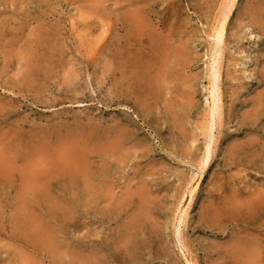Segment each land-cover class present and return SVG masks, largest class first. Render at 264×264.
Listing matches in <instances>:
<instances>
[{"label":"rangeland","instance_id":"1","mask_svg":"<svg viewBox=\"0 0 264 264\" xmlns=\"http://www.w3.org/2000/svg\"><path fill=\"white\" fill-rule=\"evenodd\" d=\"M116 1L0 0V22H2L0 23V159L5 163L3 164L0 160V170L4 168L0 171V264H26L28 261L30 263V260L32 262L35 260L37 264H55L53 258L47 253L38 247L28 245L30 225H38L44 221L49 222L50 227H60L61 231H59L64 233L62 239H66L69 243L68 249H72V245L75 244L78 246L81 256L74 257L67 254L63 264H187L186 259L192 258L198 264H236L237 262L242 264L243 261L241 262V259L237 257L235 259L231 253L234 247L232 245L238 240L241 242L246 239L249 232L247 220L245 221L247 217H237L230 211L222 210L218 197L232 195L235 192L247 196L257 194L260 189L264 191V33H262L264 23L258 26L251 24L253 12L249 15L250 8L258 6L259 3L264 5V0H239L238 9L229 21L222 86L227 92H224V122L222 126L218 124L214 130L216 151L203 173L198 166L206 144L202 127L212 102L209 87L210 68L213 61L209 33L220 8L219 1L208 0L203 3L202 0H151L156 10L150 21L154 27L156 26L153 27V38L168 40L172 48L180 45H186L187 48L183 51L184 53L175 51L168 54L170 58H162L164 62L158 63L159 67L166 63L174 71L171 74L161 72L162 83L166 84L163 86L164 89L162 88L157 99L149 100L144 104L141 103L137 94L140 86L134 82V78L140 75L139 71L146 69V65L153 66L156 63L158 53L154 52L144 30V34L141 29L137 31L125 15L127 13L129 15L130 12L133 16H135L134 12L141 13L140 20L144 21L143 9L150 0H118L120 1H117L118 3ZM140 2L142 3L138 4ZM169 4H174L171 5L173 8ZM130 6L134 7L130 8ZM86 10H89L88 14ZM99 11L101 13H98ZM172 13H176L174 18L171 17ZM96 15L99 19L95 17ZM166 17L169 21L165 20ZM100 20L104 26L107 23L105 29L101 27ZM169 23L171 26L168 25ZM102 29L104 31L107 29V35V31L103 34ZM165 32L170 33L171 37ZM116 51L129 52L134 59L129 61L121 58L120 62L116 63ZM174 57L177 58L174 59ZM174 113L178 116L179 122L173 119ZM112 145L115 151H112ZM116 147H120V150ZM133 150L134 155L131 153ZM15 157L16 159H13ZM101 158L105 159L101 162ZM23 162H28V169L30 163L31 167L32 165L34 167H32V174L28 173L29 176L26 171L25 173L22 171L25 168H23ZM104 168L107 171V178L100 175V171ZM6 170L12 171L15 177L9 171L7 174ZM88 173L90 178H93L89 179ZM4 174H6L5 177ZM26 176L30 182L33 179L31 186L29 181L24 184L27 180ZM82 178H84L83 181ZM91 184L93 186H89ZM140 185L143 190L139 188ZM185 185L187 188L198 189L187 224L182 223L178 230V228L175 229L176 209L183 192L187 189ZM221 186L224 188L221 189ZM98 187H104V192L101 191L100 194ZM88 188H91V194L86 190ZM136 188L140 189L138 194L136 191L132 192ZM121 189H123L122 192ZM77 193L78 195H75ZM85 198L88 199L89 204ZM118 199L121 202H118ZM188 204L189 201H186L185 206ZM144 205L149 209L146 210ZM60 208L74 209L73 215H70L72 218L56 215ZM139 212L143 213V218L139 216ZM133 214L135 217H132ZM260 220L262 221V218ZM255 222L260 221L257 219ZM126 231H130L131 234L129 238L127 236V241L123 236ZM178 234L187 238L190 251L182 249ZM260 237V243L264 245V230ZM23 249L26 251L21 252ZM71 251L69 250V253ZM28 254L32 257L31 259L28 257L29 260L26 258ZM22 259L27 262L24 263ZM254 263L263 264L264 261Z\"/></svg>","mask_w":264,"mask_h":264},{"label":"bare ground","instance_id":"2","mask_svg":"<svg viewBox=\"0 0 264 264\" xmlns=\"http://www.w3.org/2000/svg\"><path fill=\"white\" fill-rule=\"evenodd\" d=\"M21 1V0H20ZM108 1H110V0H108ZM118 1V0H117ZM116 1V2H117ZM167 1V0H166ZM174 1V0H173ZM208 0H202V2L203 3H205V2H207ZM219 1V3H220V8H219V11L217 12V14L215 15V23L213 24V26L211 27V31H210V33H209V36L211 37V42H210V52H211V55H212V61L213 62H211L212 64H211V68H210V71H211V73H210V87H209V89H210V94H211V96H212V102H211V104H210V110H209V112H208V116H207V119H206V122L205 123H203L204 124V126L202 127V133L204 134V137H205V142H206V144H205V148H204V153H203V156H202V158L200 159V161H199V163H198V166L201 168V172L203 173L204 172V170L209 166V164H210V162H211V160H212V158H213V155H214V153H215V151H216V149H215V147H214V144H215V138H214V130L218 127V124L220 125L221 124V126L223 125V122H224V115H225V109H224V107H225V104H224V89H223V81H224V69H225V65H224V62H225V55H226V49H227V39H228V36H229V29H228V24H229V21H230V19H231V17H232V15H233V13L238 9V7H237V5H238V3H239V0H217V2ZM245 1V0H244ZM24 2V1H23ZM118 2H120V1H118ZM117 2V3H118ZM258 2V1H257ZM29 3V2H28ZM40 3V2H39ZM122 3V2H121ZM142 2H140V3H138V4H141ZM144 3V2H143ZM163 3H165V2H163ZM175 3V2H174ZM211 3V2H210ZM244 3H246V2H244ZM252 4V3H251ZM35 5V4H34ZM120 5V4H119ZM170 5V4H169ZM171 5H174V4H171ZM170 5V6H171ZM183 5V4H182ZM255 5V4H254ZM28 6V5H27ZM33 6V5H32ZM123 6V5H122ZM127 6V5H126ZM154 4H152V2H151V0L150 1H148L147 2V4L145 5V8L143 9L144 10V15H143V17H144V21L143 20H140V18H141V13H139V14H137L136 12H134V14H135V16H133V15H131V12H130V14L128 15V13L125 15V18L126 19H128V21L130 22V24L132 25V26H135V29L138 31V30H142V33H143V30H144V32H145V34H146V36H148V41L150 40V43H151V45H152V47H153V49H154V52H156V53H158V56L156 57V63H154L153 64V66L152 65H146L145 66V68L146 69H144V70H142V71H139L140 72V75H138V77H136V78H134V82L136 83L137 82V84L140 86L139 87V89H138V91H137V94L139 95V98H140V101H141V103L142 104H144V103H146L147 101H149V100H153V99H157V97L161 94V91H162V88H163V86H164V84H165V82H164V84L162 83V78H161V72H166L167 74H171V73H173V71H174V69L172 68V67H168L167 65H166V63L165 64H163L162 66H160L159 67V64L158 63H160V61L161 62H164L163 60L164 59H162V58H166V57H169V55L168 54H170V53H172V52H182V53H184L183 51H186V48H187V46L186 45H180L179 47H177V48H172V46L171 45H169V43H168V40L167 41H163V40H159L158 38V36H161L160 34H158V38H157V40L156 39H154L153 38V34H152V32H153V25L151 24V18L154 16V13H156V10H155V8H154ZM162 6V5H161ZM165 6V5H164ZM177 7H178V4L176 5ZM249 6V5H248ZM264 5L263 4H261V3H259V5L258 6H255V7H252V9L250 8V11L251 12H249V15H252V12H253V16H251V24H253V25H262L263 23H264V14H263V7ZM132 6H130V8H131ZM134 7V6H133ZM132 7V8H133ZM172 7V6H171ZM170 7V8H171ZM205 7V6H204ZM241 7V6H240ZM22 8V7H21ZM48 8V7H47ZM51 8V7H50ZM161 8V7H160ZM165 8V7H164ZM173 8V7H172ZM179 8V7H178ZM183 8V7H182ZM213 8V7H212ZM217 8V7H216ZM242 8H244V7H242ZM247 8V7H246ZM53 9V8H52ZM51 9V10H52ZM136 9V8H135ZM135 9H133V10H135ZM177 9V8H176ZM249 9V8H248ZM23 10V9H22ZM44 10V9H43ZM54 10V9H53ZM162 10V9H161ZM166 10V9H165ZM171 10V9H170ZM178 10V9H177ZM176 10V11H177ZM217 10V9H216ZM24 11V10H23ZM81 11H83L84 12V10H82L81 9ZM105 11V10H104ZM127 11V10H126ZM167 11V10H166ZM169 11V10H168ZM167 11V12H168ZM175 11V12H176ZM54 12V11H53ZM86 14H88V12H89V10H86ZM91 12V11H90ZM140 12V11H139ZM172 12H173V10H172ZM180 12V11H179ZM246 12V11H245ZM98 13H101L100 11L98 12ZM204 13V12H203ZM248 13V12H247ZM2 14V13H1ZM12 14H14V13H12ZM82 14V13H81ZM91 14V13H90ZM93 14V13H92ZM133 14V13H132ZM177 14H179L178 12H177ZM208 14V13H207ZM53 15V14H52ZM180 15H181V13H180ZM188 15V14H187ZM15 16V15H14ZM82 16V15H81ZM90 16V15H89ZM94 16V15H93ZM176 16V13H172L171 14V17L172 18H174ZM1 17V16H0ZM86 17H88V15L86 16ZM91 17H92V15H91ZM96 18H98L97 17V15L95 16ZM170 17V16H169ZM13 18V17H12ZM94 18V17H93ZM92 18V19H93ZM167 18V17H166ZM180 18H181V16H180ZM43 19V18H42ZM41 19V20H42ZM48 19V18H47ZM47 19H45V20H47ZM83 19H84V17H83ZM99 19V18H98ZM97 19V20H98ZM107 19V18H106ZM165 20H168L169 21V19L167 18V19H165ZM175 20V19H174ZM173 20V21H174ZM182 20V19H181ZM110 21H111V19H110ZM172 21V22H173ZM178 21V20H177ZM19 22V21H18ZM44 22V21H43ZM53 22V21H52ZM96 22H98V21H96ZM100 22H102V20H100ZM121 22V21H120ZM160 22V21H159ZM165 22V21H164ZM171 22V21H170ZM247 22V21H246ZM0 23H2V22H0ZM21 23V22H20ZM28 23V22H27ZM85 23V22H84ZM84 23H83V26H84ZM92 23V22H91ZM178 23V22H177ZM105 24V23H104ZM107 24V23H106ZM105 24V26L103 25V22H102V26L101 27H106L107 25ZM172 24V23H171ZM189 24V23H188ZM243 24V23H242ZM41 25V24H40ZM87 25H90V24H87ZM87 25H86V27H87ZM158 25V24H157ZM164 25V24H163ZM169 26H171L170 25V23L168 24ZM177 25V24H176ZM3 26V25H2ZM7 26V25H6ZM42 26V25H41ZM180 26V25H179ZM189 26V25H188ZM37 27H39V26H37ZM60 27V26H59ZM109 27H110V25H109ZM156 27V26H155ZM154 27V28H155ZM158 27V26H157ZM173 28H174V26H172ZM249 27V26H248ZM263 27H264V25H263ZM73 28H75L74 26H73ZM134 28V27H133ZM132 28V29H133ZM171 28V27H170ZM193 28H194V26H193ZM234 28V27H233ZM59 29V28H58ZM88 29V28H87ZM105 29V28H104ZM161 29V28H160ZM175 29H176V27H175ZM184 29V28H183ZM235 29V28H234ZM100 30H101V28H100ZM103 30V29H102ZM164 29H162V31H163ZM167 30V29H166ZM250 30V29H249ZM263 31H264V28L262 29ZM78 31V30H77ZM105 31H107V29L105 30ZM104 30L102 31L103 32V34H105L104 32H105ZM161 31V30H160ZM251 31V30H250ZM12 32V31H11ZM36 32H37V30H36ZM43 32V31H42ZM135 33H136V31H134ZM156 32V31H155ZM159 32V31H158ZM169 32H170V30H169ZM172 32H173V29H172ZM190 32V31H189ZM207 32V31H206ZM256 32V31H255ZM38 33V32H37ZM77 33V32H76ZM79 33V32H78ZM107 33H108V31L106 32V35H107ZM165 33H167V32H165ZM251 33V32H250ZM262 33H264V32H262ZM7 34V33H6ZM35 34V33H34ZM139 34V33H138ZM138 34H137V36H138ZM144 34V33H143ZM163 34V33H162ZM167 34H170V33H167ZM1 35V34H0ZM4 35V34H3ZM47 35H48V33H47ZM89 35V34H88ZM141 35V34H140ZM199 35V34H198ZM197 35V36H198ZM236 35H238L237 33H236ZM40 36V35H39ZM41 36H42V33H41ZM54 36V35H53ZM82 35H80V37H81ZM91 36H92V34H91ZM96 36V35H95ZM166 37H167V35H165ZM2 37V36H1ZM80 37H78L79 39H80ZM104 37H105V35H104ZM142 37V36H141ZM169 37V36H168ZM167 37V38H168ZM170 37H171V34H170ZM192 37V36H191ZM194 37V36H193ZM254 37V36H253ZM40 38H42V37H40ZM91 38V37H90ZM99 38H100V36H99ZM190 38V37H189ZM43 39V38H42ZM54 39V38H53ZM87 39V38H86ZM161 39H163V38H161ZM171 39H173V38H171ZM3 40V39H2ZM30 40V39H29ZM32 40H34V39H32ZM56 40V39H55ZM90 40V39H89ZM93 40V39H92ZM197 40V39H196ZM40 41V40H39ZM43 41V40H42ZM80 41V40H79ZM83 41V40H82ZM99 41V40H98ZM175 41V40H174ZM100 43H101V41H99ZM129 42V41H128ZM189 42V41H188ZM90 43V42H89ZM175 43V42H174ZM203 43V42H202ZM235 43V42H234ZM45 44V43H44ZM49 44V43H48ZM54 44V43H53ZM184 44H186V43H184ZM253 44V43H252ZM33 45V44H32ZM36 45H37V43H36ZM90 45H92L91 43H90ZM178 45V44H177ZM257 45V44H256ZM30 46V45H29ZM97 46H99V45H97ZM248 46H249V44H248ZM32 47V46H31ZM95 47H96V45H95ZM27 48V47H26ZM142 48V47H141ZM150 48V47H149ZM92 49V48H91ZM24 50H25V48H24ZM30 50V49H29ZM31 50H33V49H31ZM30 50V51H31ZM55 50V49H54ZM90 50V49H89ZM112 50V49H111ZM199 50V49H198ZM232 51V50H231ZM20 52H22V51H20ZM236 52V51H235ZM246 52V51H245ZM17 53V52H16ZM24 53V55H25V52H23ZM27 53V52H26ZM250 53V52H249ZM20 54V53H19ZM90 54V53H89ZM92 54V53H91ZM116 58H117V60H116V63H119L120 62V59L122 58H124V59H126V60H129V61H132L134 58H132V55H130L131 53H129V52H119V51H116ZM160 54V55H159ZM199 54V53H198ZM240 54V53H239ZM238 54V55H239ZM29 52H28V54H27V57L29 58ZM87 55V54H86ZM152 55V54H151ZM182 55V54H181ZM184 55V54H183ZM195 55V54H194ZM241 55V54H240ZM23 56V55H22ZM21 56V57H22ZM39 56V55H38ZM176 56H177V54H176ZM235 56V55H234ZM7 57V56H6ZM139 57H140V55H139ZM248 57V56H247ZM35 58V57H34ZM170 58V57H169ZM175 58H177V57H174V59ZM198 58V57H197ZM26 59V58H25ZM24 59V60H25ZM45 59V58H44ZM43 59V60H44ZM247 59V58H246ZM258 59V58H257ZM30 60V59H29ZM153 60V59H152ZM167 60V59H166ZM177 60V59H176ZM238 60V59H237ZM18 61V60H17ZM173 61V60H172ZM178 61V60H177ZM26 62V61H25ZM24 62V63H25ZM31 62V61H30ZM143 62V61H142ZM256 62V61H255ZM10 63V62H9ZM23 63V64H24ZM27 63H29V62H27ZM43 63V62H42ZM88 63V62H87ZM194 63V62H193ZM5 64V63H4ZM20 64H22L21 63V61H20ZM171 64H172V62H171ZM29 65V64H28ZM179 65V64H178ZM192 65V64H191ZM5 66H7V65H5ZM119 66V65H118ZM128 66V65H127ZM158 66V67H157ZM173 66V65H172ZM249 66V65H248ZM20 67V66H19ZM25 67V66H24ZM24 67H23V69H24ZM27 67V66H26ZM175 67V66H174ZM179 67V66H178ZM3 68V67H2ZM16 68V67H15ZM21 68V67H20ZM64 68V67H63ZM70 68H71V66H70ZM209 68V67H208ZM88 69V68H87ZM263 69H264V67H263ZM24 70H26V69H24ZM23 70V71H24ZM21 71V70H20ZM82 71V70H81ZM128 71H129V68H128ZM144 71H148V72H144ZM175 71H176V67H175ZM178 71V70H177ZM22 72V71H21ZM20 72V73H21ZM133 72V71H132ZM153 72V73H152ZM163 72V73H164ZM195 72V71H194ZM245 72H246V69H245ZM256 72V71H255ZM33 73V72H32ZM67 73V72H66ZM131 73V72H130ZM165 73V74H166ZM175 73V72H174ZM243 73H244V71H243ZM252 73H254V72H252ZM251 73V74H252ZM13 74H15V73H13ZM76 74V73H75ZM183 74V73H182ZM239 74V73H238ZM1 75V74H0ZM24 75V74H23ZM68 75V74H67ZM173 75V74H172ZM171 75V76H172ZM177 75V74H176ZM234 75V74H233ZM18 76V75H17ZM16 76V77H17ZM19 76H22V75H19ZM46 76V75H45ZM75 76V75H74ZM100 77H102V75H100ZM164 77V76H163ZM169 77V76H168ZM244 77V76H243ZM263 77H264V73H263ZM13 78H15V77H13ZM22 78V77H21ZM202 78V77H201ZM11 79H12V77H11ZM34 79V78H33ZM49 79V78H48ZM185 79V78H184ZM198 79H200V78H198ZM6 80H7V77H6ZM15 80V79H14ZM20 80V79H19ZM65 80V79H64ZM68 80V79H67ZM76 80H77V77H76ZM120 80V79H119ZM125 80V79H124ZM22 81V80H21ZM21 81H19V83L21 82ZM80 81H82L81 79H80ZM98 81V80H97ZM167 81V80H166ZM204 81V80H203ZM63 82V81H62ZM71 82V81H70ZM133 82V84H135ZM22 83V82H21ZM32 83V82H31ZM75 83V81L73 82V84ZM102 83V82H101ZM239 83V82H238ZM64 84V83H63ZM71 84V83H70ZM174 84V83H173ZM42 85V84H41ZM166 85V84H165ZM237 85V84H236ZM75 86V85H74ZM129 86H130V84H129ZM170 86V85H169ZM188 86V85H187ZM122 88V87H121ZM170 88V87H169ZM242 88V87H241ZM123 89V88H122ZM164 89V88H163ZM238 89V88H237ZM229 90V89H228ZM236 90V89H235ZM169 91V90H168ZM237 91V90H236ZM209 92V91H208ZM233 92V91H232ZM261 92H262V90H261ZM20 93V92H19ZM124 93V92H123ZM171 93V92H170ZM225 93H227V92H225ZM230 93V92H229ZM249 93H250V91H249ZM260 93V92H259ZM109 94V93H108ZM136 94V95H137ZM236 94H237V92H236ZM239 94V93H238ZM257 94V93H256ZM196 96V95H195ZM254 96V95H253ZM260 96H261V94H260ZM259 96V97H260ZM232 98V97H231ZM234 98V97H233ZM190 100V99H189ZM201 100V99H200ZM232 100V99H231ZM254 100V99H253ZM261 100V99H260ZM165 101V100H164ZM185 101V100H184ZM259 101V100H258ZM258 101H256V102H258ZM244 102V101H243ZM156 103V102H155ZM187 103V102H186ZM192 103V102H191ZM254 104V103H253ZM252 104V105H253ZM163 105V104H162ZM168 105V104H167ZM171 105V104H170ZM195 105V104H194ZM251 105V106H252ZM263 105V104H262ZM244 106V105H243ZM255 106V105H254ZM150 107V106H149ZM181 107H183L182 105H181ZM248 108V107H247ZM246 108V109H247ZM254 108V107H253ZM258 108V107H257ZM257 108H255V109H257ZM154 109V108H153ZM250 109V108H249ZM254 109V110H255ZM158 110V109H157ZM181 111V110H180ZM247 111H248V109H247ZM190 112V111H189ZM191 112H193V111H191ZM170 113V112H169ZM230 113V112H229ZM250 113V112H249ZM146 114V113H145ZM144 114V115H145ZM150 114V113H149ZM160 114V113H159ZM235 114V113H234ZM256 114V113H255ZM135 115V114H134ZM143 115V116H144ZM174 115H175V113H174ZM201 115V114H200ZM252 115H254V114H252ZM198 116V115H197ZM257 116V115H256ZM152 118V117H151ZM242 118V117H241ZM258 118V117H257ZM116 119V118H115ZM173 119L176 121V122H179L180 120H178V116L177 115H175L174 117H173ZM256 119V118H255ZM257 120V119H256ZM25 121V120H24ZM157 121V120H156ZM161 121V120H160ZM191 121V120H190ZM194 121H195V119H194ZM193 122V121H192ZM198 122V121H197ZM200 124V123H199ZM51 125V124H50ZM62 125V124H61ZM93 125V124H92ZM96 125V124H95ZM194 125V124H193ZM86 126V125H85ZM111 126H112V124H111ZM167 126H168V124H167ZM195 126V125H194ZM202 126V125H201ZM65 127V126H64ZM126 127H128L127 125H126ZM166 127V126H165ZM164 127V128H165ZM87 128V127H86ZM196 128V127H195ZM118 129V128H117ZM42 130V129H41ZM74 131V130H73ZM250 131V130H249ZM253 131V130H252ZM251 132V131H250ZM158 133V132H157ZM11 134V133H10ZM251 134V133H250ZM23 136V135H22ZM75 136V135H74ZM260 136V135H259ZM253 138H254V136H252ZM252 138V139H253ZM60 139H62L61 137H60ZM73 139V138H72ZM106 139V138H105ZM116 139H118V138H116ZM115 139V140H116ZM219 139V138H218ZM217 140V139H216ZM122 141V140H121ZM197 141V140H196ZM97 142V141H96ZM170 142V141H169ZM53 143V142H52ZM71 143H72V141H71ZM167 143V142H166ZM32 144V143H31ZM41 144H42V142H41ZM64 144V143H63ZM103 144V143H102ZM111 144H113V143H111ZM115 144H117L118 145V143H115ZM188 144V143H187ZM35 145H36V143H35ZM49 145V144H48ZM79 145V144H78ZM77 145V146H78ZM84 145H86V144H84ZM100 145H101V143H100ZM104 145V144H103ZM108 145V144H107ZM107 145H106V147H107ZM136 145V144H135ZM173 145V144H172ZM38 146V145H37ZM46 146V145H45ZM64 146V145H63ZM82 146V145H81ZM95 146V145H94ZM121 146V145H120ZM126 146V145H125ZM199 146V145H198ZM36 147V146H35ZM49 147V146H48ZM99 147V146H98ZM123 147V146H122ZM230 147V146H229ZM232 147H234V146H232ZM45 148V147H44ZM57 148V147H56ZM59 148V147H58ZM64 148V147H63ZM63 148H60V149H63ZM90 148V147H89ZM116 148H120V147H116ZM124 148H126V147H124ZM128 148V147H127ZM134 148V147H133ZM235 148V147H234ZM31 149V148H30ZM82 149V148H81ZM109 149H110V147H109ZM114 149V146L112 145V151H115V150H113ZM193 149V148H192ZM262 149V148H261ZM40 150V149H39ZM96 150V149H95ZM117 150V149H116ZM120 150V149H119ZM127 150V149H126ZM126 150H124V151H126ZM131 150H132V148H131ZM174 150V149H173ZM234 150V149H233ZM66 151V150H65ZM97 151V150H96ZM110 151V150H109ZM118 151V150H117ZM146 151V150H145ZM252 151H253V149H252ZM64 152V151H63ZM90 152H92V151H90ZM98 152V151H97ZM96 152V153H97ZM100 152V151H99ZM105 152V151H104ZM133 152H135L134 150L131 152V153H133ZM140 152V151H139ZM150 152V151H149ZM148 152V153H149ZM228 152V151H227ZM113 153V152H112ZM116 153V152H115ZM124 153V152H123ZM122 153V154H123ZM126 153H128V152H126ZM152 153V152H151ZM225 153V152H224ZM36 154V153H35ZM46 154V153H45ZM119 154V153H118ZM125 154V153H124ZM135 153H133V155H134ZM182 154H183V152H182ZM185 154V153H184ZM248 154V153H247ZM258 154V153H257ZM48 155H50V154H48ZM47 155V156H48ZM53 155H55V154H53ZM62 155V154H61ZM104 155V154H103ZM120 155V154H119ZM130 155H132V154H130ZM186 155V154H185ZM17 156V155H16ZM39 156V155H38ZM66 156H67V154H66ZM66 156H65V158H66ZM70 156V155H69ZM88 156H89V154H88ZM101 156V155H100ZM106 156V155H105ZM114 156V155H113ZM115 156H116V154H115ZM123 156V155H122ZM138 156V155H137ZM11 157V156H10ZM46 157V156H45ZM50 157H52V156H50ZM61 157V156H60ZM97 157V156H96ZM104 157V156H103ZM127 157V156H126ZM125 157V158H126ZM136 157V156H135ZM226 157V156H225ZM38 158V157H37ZM43 158V157H42ZM54 158V157H53ZM99 158V157H98ZM137 158H139V157H137ZM229 158V157H228ZM13 159H16V157L15 158H13ZM55 159V158H54ZM73 159H74V157H73ZM103 159H105V158H103ZM102 158H101V162H102V160H103ZM117 159V158H116ZM115 159V160H116ZM120 159V158H119ZM119 159H118V161H119ZM132 159V158H131ZM0 160H2V159H0ZM6 160V159H5ZM10 160V159H9ZM48 160V159H47ZM63 160H65V159H63ZM110 160V159H109ZM108 160V161H109ZM114 160V159H113ZM150 160V159H149ZM155 160V159H154ZM230 160V159H229ZM3 161V160H2ZM7 161V160H6ZM13 161V163H14V160H12ZM28 161H30V160H28ZM41 161V160H40ZM46 161V160H45ZM49 161V160H48ZM51 161H52V159H51ZM71 162H72V160H70ZM106 161V160H105ZM123 160L121 159V162H122ZM126 161V160H125ZM228 161V160H227ZM11 162V161H10ZM34 162V161H33ZM54 162V161H53ZM66 162V161H65ZM74 162V161H73ZM85 162V161H84ZM99 162V161H98ZM113 162V161H112ZM154 162V161H153ZM3 164H5L4 163V161L2 162ZM24 163V162H23ZM26 164L28 163V162H25ZM24 163V164H25ZM42 163H44V162H42ZM68 163V162H67ZM87 163H89V161L87 162ZM86 163V164H87ZM100 163V162H99ZM197 163V162H196ZM0 164H1V161H0ZM2 164V165H3ZM10 164V163H9ZM18 164V163H17ZM19 164H21V163H19ZM24 164H22L23 165V168L25 167L26 168V164H25V166H24ZM33 164V163H32ZM60 164V163H59ZM81 164V163H80ZM90 164H93V163H90ZM108 164V163H107ZM107 164H106V167H107ZM118 164V162L116 163V165ZM138 164V163H137ZM150 164V163H149ZM38 165V164H37ZM40 165H41V162H40ZM45 165V164H44ZM63 165V164H62ZM61 165V166H62ZM74 165V164H73ZM78 165V164H77ZM97 165H99L98 163H97ZM102 165V164H101ZM105 165V164H104ZM103 165V166H104ZM111 165V164H110ZM112 165H113V163H112ZM127 165V164H126ZM148 165V164H147ZM160 165V164H159ZM232 165V164H231ZM12 166V165H11ZM14 166V165H13ZM30 167H29V169H28V164H27V170H30V171H27L25 168L24 169H22V171L25 173V171L27 172L26 174H28L29 172H30V174H32L31 173V171H32V169L34 168L33 167V165H32V167H31V163H30V165H29ZM34 166H36V165H34ZM45 166H47V164L45 165ZM64 166H66V165H64ZM80 166V165H79ZM88 166V165H87ZM91 166V165H90ZM129 166V165H128ZM6 167V166H5ZM8 167V166H7ZM19 167H20V165H19ZM19 167H17V171L19 170L18 168ZM22 167V166H21ZM85 167V166H84ZM112 167V166H111ZM110 167V168H111ZM157 167V166H156ZM160 167V166H159ZM2 168V167H1ZM9 168V167H8ZM70 168V167H69ZM69 168H67V169H69ZM74 168V167H73ZM97 168V167H96ZM101 168H103V167H101ZM115 168V167H114ZM124 168V167H123ZM137 168V167H136ZM139 168V167H138ZM141 168V167H140ZM139 168V169H140ZM4 169V168H3ZM2 169V170H3ZM20 169V170H21ZM41 169V168H40ZM79 169V168H78ZM90 168H88V170H89ZM120 169V168H119ZM125 169V168H124ZM148 169V168H147ZM2 170H0V171H2ZM42 170V169H41ZM57 170V169H56ZM63 170V169H62ZM64 170H65V167H64ZM87 170V171H88ZM134 170V169H133ZM137 170V169H136ZM5 171V170H4ZM10 172V174L12 175V171H10V170H6V172H7V174H9V172ZM39 171V170H38ZM52 171V170H51ZM93 171H95V170H93ZM98 171V170H97ZM100 171V170H99ZM139 171V170H138ZM142 171V170H141ZM249 171V170H248ZM6 172H4V173H6ZM19 172V171H18ZM21 172V171H20ZM22 172V174H24ZM40 172H42V171H40ZM57 172V171H56ZM59 172V171H58ZM65 172V171H64ZM82 172V171H81ZM85 172V171H84ZM83 172V173H84ZM110 172H112V170L110 171ZM123 172V171H122ZM159 172V171H158ZM233 172V171H232ZM245 172V171H244ZM243 172V173H244ZM34 173V172H33ZM54 173V172H53ZM132 173V172H131ZM141 173V172H140ZM147 173V172H146ZM240 173V172H239ZM254 173V172H253ZM30 174H28V176L30 175ZM52 174V173H51ZM51 174H50V176H51ZM82 174V173H81ZM107 171L105 170V168L104 169H102L101 171H100V175H102V177H104V178H107ZM129 174H130V172H129ZM231 174H233V173H231ZM249 174V173H248ZM256 174V173H255ZM1 175H2V172H1ZM35 175V174H34ZM34 175H32V176H34ZM58 175V174H57ZM73 175V174H72ZM89 175V173L87 174V177H89V179H91V178H93V177H91L90 178V175ZM131 175V174H130ZM134 175V174H133ZM136 175V174H135ZM140 175V174H139ZM143 175V174H142ZM149 175V174H148ZM151 175V174H150ZM154 175V174H153ZM196 175V174H195ZM194 175V176H195ZM219 175V174H218ZM234 175V174H233ZM3 176V175H2ZM6 176V174H4V177ZM12 176H14V173H13V175ZM24 176H25V174H24ZM28 176H26L27 178H25V179H27V180H25V183L24 184H26V182L27 181H29L28 180ZM32 176H31V178H32ZM41 176H42V174H41ZM43 176H44V173H43ZM55 176V175H54ZM53 176V177H54ZM79 176H80V174H79ZM83 176H84V174H83ZM113 176V175H112ZM125 176V175H124ZM143 176H145V175H143ZM157 176V175H156ZM197 176V175H196ZM225 176V175H224ZM15 177V176H14ZM119 177V176H118ZM129 177H131V176H129ZM141 177V176H140ZM151 177V176H150ZM188 177H190V176H188ZM201 177V176H200ZM217 177V176H216ZM30 178V179H31ZM37 178V177H36ZM40 178V177H39ZM51 178V177H50ZM126 178V177H125ZM195 178V177H194ZM193 178V179H194ZM220 178V177H219ZM238 178V177H237ZM243 178V176L241 177V179ZM245 178H250V177H247V176H245ZM252 178V177H251ZM78 179V178H77ZM83 179L84 178H82V181H83ZM111 179H113V178H111ZM115 179H117V178H115ZM121 179V178H120ZM134 179H135V177H134ZM146 179V178H145ZM144 179V180H145ZM221 179V178H220ZM45 180V179H44ZM99 180V179H98ZM102 180H103V178H102ZM107 180V179H106ZM140 179H138V181H139ZM160 180V179H159ZM191 180V179H190ZM233 180V179H232ZM248 180V179H247ZM36 181V180H35ZM46 181H47V179H46ZM45 181V182H46ZM100 181V180H99ZM111 181V180H110ZM123 181V180H122ZM143 181V180H142ZM146 181H148V179L146 180ZM230 181H231V179H230ZM23 182H24V179H23ZM31 182H33V179H32V181ZM30 181H29V185H30V183H31ZM44 182V181H43ZM73 182V181H72ZM86 182H88L87 180H86ZM85 182V183H86ZM109 182V181H108ZM141 182V181H140ZM145 182V181H144ZM181 182V181H180ZM213 182V181H212ZM217 182V181H216ZM255 182V181H254ZM261 182V181H260ZM100 183V182H99ZM106 184H107V182H105ZM111 183H112V181H111ZM118 183V182H117ZM126 183V182H125ZM124 183V184H125ZM137 183V182H136ZM182 183V182H181ZM180 183V184H181ZM192 182H190V184H191ZM242 183V182H241ZM87 184V183H86ZM110 184V183H109ZM108 184V185H109ZM120 184V183H119ZM127 184V183H126ZM132 184V183H131ZM135 184V183H134ZM142 184V183H141ZM159 184V183H158ZM211 184V183H210ZM234 184V183H233ZM243 184V183H242ZM32 185H34L33 183H32ZM99 185H103V184H99ZM105 185V184H104ZM121 185H123V184H121ZM154 185V184H153ZM28 186V185H27ZM31 186V185H30ZM35 186V185H34ZM83 186H85L84 184H83ZM89 186H93L92 184L91 185H89ZM97 186H98V184H97ZM125 186V185H124ZM143 187H144V185H142ZM150 186V185H149ZM180 186V185H179ZM186 186V188H187V185H185ZM220 186V185H219ZM248 186V185H247ZM25 187H26V185H25ZM96 187V186H95ZM119 187H121L120 185H119ZM125 187H127V186H125ZM132 187V186H131ZM139 187V186H138ZM148 187V186H147ZM158 187V186H157ZM198 187V186H197ZM243 187V186H242ZM249 187V186H248ZM99 188V193L101 192V191H103V189H104V187H98ZM97 188V189H98ZM107 188V187H106ZM139 188H141V185H140V187ZM165 188V187H164ZM221 189H223L222 188V186L220 187ZM239 188V187H238ZM246 188V187H245ZM252 188H254L253 186H252ZM258 188V187H257ZM90 189L91 188H88V189H86L87 191H89V193L91 194V192H90ZM111 189H112V187H111ZM117 189V188H116ZM129 189V188H128ZM142 189V188H141ZM145 189V188H144ZM151 189V188H150ZM198 188H187V189H185V191L183 192V194H182V196H181V198H180V200H179V202H178V207H177V214H176V218H175V229H177L178 228V230H180L179 229V227H181V224L182 223H185V224H187V218H188V216H189V212H190V209H191V207H192V204H193V201H194V199H195V194H196V190H197ZM251 189V188H250ZM249 189V190H250ZM108 190V189H107ZM106 190V191H107ZM113 190V189H112ZM111 190V191H112ZM122 190L123 189H121V192H122ZM130 190V189H129ZM140 189H138L137 190V188H136V190H133L132 192L134 193V191H136V193L139 191ZM143 190V189H142ZM167 190H168V188H167ZM217 190V189H216ZM232 190V189H231ZM244 190V189H243ZM246 190V189H245ZM253 190V189H252ZM23 191V190H22ZM69 191V190H68ZM80 191V190H79ZM82 191V190H81ZM84 191V190H83ZM146 191V190H145ZM247 191V190H246ZM254 191V190H253ZM253 191H251V192H253ZM263 191V190H262ZM261 191V189L260 190H258V193L257 194H251V195H247V196H244V195H239L238 193H234V194H228V195H220V194H218V195H220L219 197H218V199L220 200V204H219V206H221V209L222 210H226V211H230V213L232 214V215H234V216H241V217H243V216H246L247 218L245 219V221L247 220V222L246 223H248V225H247V229L249 230V232H247V236H246V239L244 240V241H241V242H238L237 241V243L236 244H234V245H232V246H234L233 248H232V256H235V259H236V257L237 258H240L241 259V262H242V264H255L254 262L255 261H264V245H262V243H260V240H261V237H260V235H261V233L263 232V230H264V191L262 192ZM75 192H77L76 190H75ZM75 192H73V194L75 193ZM96 192V191H95ZM104 192V191H103ZM114 192V191H113ZM118 192V191H117ZM140 192V191H139ZM215 192V191H214ZM231 192H233V191H231ZM250 192V191H249ZM250 192V193H251ZM85 193V192H84ZM87 193V192H86ZM89 193H87V194H89ZM93 193H94V191H93ZM96 193H98V192H96ZM95 193V194H96ZM106 193V192H105ZM111 193V192H110ZM132 193V194H133ZM224 193V192H223ZM72 194V193H71ZM101 194V193H100ZM108 194V193H107ZM114 194V193H113ZM121 194V193H120ZM129 194V193H128ZM131 194V193H130ZM138 194V193H137ZM141 194H143V192L141 191ZM146 194H147V192H146ZM75 195H78V193L77 194H75ZM96 195H98V194H96ZM96 195H94V196H96ZM103 195V194H102ZM106 195V194H105ZM115 195V194H114ZM148 195V194H147ZM181 195V194H180ZM179 195V196H180ZM83 196V195H82ZM111 196V195H110ZM143 196H144V194H143ZM153 196V195H152ZM178 196V195H177ZM19 197V196H18ZM77 197V196H76ZM85 197V196H84ZM83 197V198H84ZM93 197V196H92ZM107 197V196H106ZM109 197V196H108ZM119 197H121V196H119ZM125 197V196H124ZM123 197V198H124ZM136 197V196H135ZM141 197V196H140ZM146 197V196H145ZM156 197H158V195L156 196ZM166 197V196H165ZM88 198V197H87ZM90 198V197H89ZM99 198H100V196H99ZM103 198H104V196H103ZM115 198V197H114ZM126 198V197H125ZM124 198V199H125ZM128 198H130L129 196H128ZM132 198V197H131ZM139 198V197H138ZM163 198V197H162ZM72 199V198H71ZM75 199V198H74ZM73 199V200H74ZM81 199V198H80ZM95 199V198H94ZM93 199V200H94ZM97 199V198H96ZM95 199V200H96ZM134 199V198H133ZM142 199V198H141ZM178 199V198H177ZM65 200V199H64ZM85 200H87V203H88V199H86L85 198ZM84 200V201H85ZM101 200V199H100ZM111 200V199H110ZM116 201H117V199H115ZM122 200V199H121ZM126 200V199H125ZM151 200V199H150ZM149 200V201H150ZM159 200V199H158ZM127 201V200H126ZM130 201V200H129ZM186 201H189V204L187 205V206H185V203H186ZM197 201V200H196ZM212 201V200H211ZM42 202H43V200H42ZM86 202V201H85ZM109 202V201H108ZM108 202H107V204H108ZM113 199H112V204H113ZM118 202H121L119 199H118ZM143 202V201H142ZM151 202V201H150ZM149 202V203H150ZM156 202H157V199H156ZM66 203H68V201L66 202ZM71 203V202H70ZM84 203V202H83ZM90 203V202H89ZM88 203V204H89ZM92 203V202H91ZM96 203V202H95ZM109 203H111V202H109ZM125 203V202H124ZM133 203V202H132ZM135 203H137V202H135ZM152 203V202H151ZM160 203V202H159ZM203 203H204V201H203ZM218 203V202H217ZM52 204V203H51ZM93 204V203H92ZM91 204V205H92ZM118 204V203H117ZM120 204V203H119ZM131 204V203H130ZM153 204V203H152ZM162 204V203H161ZM49 205V204H48ZM75 205V204H74ZM103 205V204H102ZM114 205H115V203H114ZM140 205V204H139ZM154 205V204H153ZM164 205V204H163ZM166 205V204H165ZM22 206V205H21ZM45 206V205H44ZM55 206V205H54ZM58 206V205H57ZM68 206V205H67ZM71 206V205H70ZM70 206H69V208H70ZM109 206V205H108ZM122 206V205H121ZM120 206V207H121ZM143 206V205H142ZM201 206V205H200ZM209 206H210V203H209ZM208 206V207H209ZM213 206V208H215L214 207V205H212ZM218 206V205H217ZM46 207V206H45ZM52 207V206H51ZM86 207V206H85ZM99 207V206H98ZM101 207V206H100ZM107 207V206H106ZM110 207V206H109ZM108 207V208H109ZM139 207H141V206H139ZM144 207H145V205H144ZM206 207V206H205ZM211 207V206H210ZM62 208V207H61ZM60 208V209H61ZM88 208H89V206H88ZM103 208H105V207H103ZM146 208V207H145ZM166 208V207H165ZM164 208V209H165ZM51 209V208H50ZM53 209V208H52ZM73 209V208H72ZM93 209V208H92ZM98 209V208H97ZM96 209V210H97ZM100 209V208H99ZM102 209V208H101ZM107 209V208H106ZM116 209H117V207H116ZM127 209V208H126ZM142 209V208H141ZM147 209H149V208H146V210ZM46 210H48V209H46ZM84 210V209H83ZM87 210V209H86ZM85 210V211H86ZM108 210V209H107ZM121 210H122V208H121ZM136 210V209H135ZM214 211H216L215 209H213ZM220 210V209H219ZM25 211V210H24ZM74 211V209L73 210H71V209H61L60 211L58 210V212L57 213H59V214H57L56 213V215H60V217H66V216H70V215H73V212ZM112 211V210H111ZM119 211V210H118ZM134 211V210H133ZM141 211V210H140ZM221 211V210H220ZM100 212V211H99ZM103 212V211H102ZM115 212V211H114ZM148 212H149V210H148ZM147 212V213H148ZM170 212V211H169ZM203 212V211H202ZM218 213H220L219 211H217ZM225 212V211H224ZM42 213H44V212H42ZM75 213H77L76 212V210H75ZM101 213V212H100ZM106 213H108V212H106ZM119 213V212H118ZM137 213V212H136ZM171 213V212H170ZM217 213V214H218ZM97 214H99V213H97ZM101 214H103V213H101ZM139 214H140V212H139ZM138 214V215H139ZM143 214V213H142ZM142 214H140L139 216H142ZM149 214V213H148ZM216 214V215H217ZM222 214V213H221ZM103 215H105V214H103ZM102 215V216H103ZM108 215V214H107ZM119 215V214H118ZM137 215V216H138ZM151 215V214H150ZM153 215V214H152ZM155 215H157V214H155ZM77 216V215H76ZM75 216V217H76ZM126 216V215H125ZM135 217V215L133 214L132 215V217ZM154 216V215H153ZM152 216V217H153ZM212 216V215H211ZM219 216V215H218ZM221 216V215H220ZM223 216H224V214H223ZM0 217H1V215H0ZM71 218H72V216H70ZM101 217V216H100ZM113 217V216H112ZM227 217V216H226ZM236 217V218H237ZM260 217V218H259ZM86 218V217H85ZM99 218V217H98ZM106 218V217H105ZM109 218V217H108ZM128 218V217H127ZM140 218V217H139ZM142 218H143V216H142ZM216 218V217H215ZM221 218V217H220ZM219 218V219H220ZM262 218V221L260 220ZM68 219V218H67ZM125 219V218H124ZM147 219V218H146ZM221 219H224L223 217L221 218ZM258 219V221H260V222H258V223H256L255 221ZM53 220H54V218H53ZM119 220V219H118ZM128 220V219H127ZM126 220V221H127ZM130 220H132V218H130ZM134 220V219H133ZM147 220H150V219H147ZM199 220V219H198ZM226 220V219H225ZM55 221V220H54ZM54 221H53V223H54ZM72 221H73V219H72ZM82 221V220H81ZM85 221V220H84ZM83 221V222H84ZM109 221H110V219H109ZM112 221H113V219H112ZM136 221V220H135ZM153 221V220H152ZM160 221V220H159ZM191 221V220H190ZM200 221V220H199ZM218 221V220H217ZM224 221V220H223ZM17 222H18V220H17ZM75 222H76V219H75ZM78 222H79V220H78ZM101 222V221H100ZM121 222H122V220H121ZM133 222V221H132ZM139 222H141V221H139ZM138 222V223H139ZM161 222V221H160ZM36 223V222H35ZM39 223V222H38ZM49 223V222H48ZM48 223H46L45 221L44 222H42V223H40V224H38V225H33V224H31L30 225V234H29V236H28V238H27V241H28V245L29 246H31V245H33L35 248L36 247H38L39 249H41L43 252H45V253H47L50 257H52L53 258V261H55V264H63L64 263V261H65V259H66V255L68 254V255H72V256H74V257H76V256H79L80 255V253H79V249H78V246L75 244V245H72V249H68V242H67V240L65 239V240H63L62 238H63V235H64V233H62V232H60L61 230H60V227L59 226H54V227H50V225L48 224ZM73 223V222H72ZM81 223V222H80ZM152 223H154V221L152 222ZM191 223V222H190ZM255 223V224H254ZM19 224V223H18ZM77 224V223H76ZM126 224V223H125ZM125 224H124V226H125ZM128 224H130V223H128ZM144 224V223H143ZM157 224V223H156ZM155 224V225H156ZM166 224V223H165ZM74 225V224H73ZM167 225V224H166ZM24 226V225H23ZM67 226V225H66ZM98 226H100V224H98ZM103 226V225H102ZM147 226V225H146ZM20 227H21V225H20ZM76 227V226H75ZM110 227V226H109ZM118 227H119V225H118ZM136 227V226H135ZM160 227V226H159ZM165 227V226H164ZM168 227V226H167ZM79 228V227H78ZM111 228V227H110ZM125 228V227H124ZM128 228V227H127ZM158 228V227H157ZM162 228V227H161ZM160 228V229H161ZM214 228V227H213ZM20 229V228H19ZM99 229V228H98ZM126 229V228H125ZM133 229V228H132ZM153 229V228H152ZM163 229V228H162ZM246 229V228H245ZM22 230V229H21ZM60 230V231H59ZM83 230V229H82ZM130 230V229H129ZM66 231V230H65ZM77 231V230H76ZM81 231V230H80ZM117 231H118V229H117ZM121 231H122V228H121ZM128 231V230H127ZM124 232V238H125V240L126 239H128L129 237H130V231L129 232ZM186 231V230H185ZM219 231V230H218ZM224 231V230H223ZM115 232V231H114ZM133 232H134V230H133ZM149 232V231H148ZM22 233V232H21ZM23 233H24V231H23ZM29 233V232H28ZM68 233V232H67ZM161 233V232H160ZM259 235H258V234ZM66 234V233H65ZM23 236H24V234H22ZM96 235V234H95ZM116 235V234H115ZM134 235V234H133ZM160 235V234H159ZM164 235V234H163ZM177 235V234H176ZM178 235H180V234H178ZM221 235V234H220ZM27 236V235H26ZM68 236V235H67ZM85 236H86V234H85ZM122 236V237H123ZM127 236H128V238H127ZM137 236V235H136ZM121 237V236H120ZM145 237V236H144ZM177 237H179V236H177ZM90 238H92V237H90ZM119 238V237H118ZM143 238V237H142ZM147 238V237H146ZM121 240V239H120ZM125 240H123V241H125ZM95 241V240H94ZM114 241V240H113ZM112 241V242H113ZM127 241V240H126ZM132 241V240H131ZM118 242V241H117ZM121 242V241H120ZM129 242V241H128ZM132 243H133V241H132ZM234 243V242H233ZM84 244H86V243H84ZM97 244V243H96ZM179 244H180V246L182 247V249L183 248H185V249H188L189 251H190V248H189V243H188V241H187V238L185 237V236H181L180 235V237H179ZM221 244V243H220ZM116 245V244H115ZM118 245V244H117ZM125 245H126V243H125ZM133 245V244H132ZM142 245V244H141ZM81 246V245H80ZM99 246H100V244H99ZM127 246V245H126ZM18 247V246H17ZM28 247V246H27ZM190 247H192V246H190ZM194 247V246H193ZM218 247V246H217ZM227 247H230V246H227ZM116 248H117V246H116ZM130 248V247H129ZM135 248V247H134ZM17 250H18V248H16ZM193 249V248H192ZM25 249H23L21 252H23ZM69 250H72L71 251V253H69ZM118 250V249H117ZM177 250V249H176ZM184 250V249H183ZM216 250V249H215ZM214 250V251H215ZM26 251V250H25ZM86 251H88V250H86ZM92 251V250H91ZM125 251V250H124ZM127 251V250H126ZM219 251V250H218ZM33 252V251H32ZM82 252V251H81ZM93 252V251H92ZM128 252V251H127ZM19 253V252H18ZM90 253V252H89ZM111 253V252H110ZM122 253V252H121ZM23 254V253H22ZM189 254V253H188ZM52 255V256H51ZM67 255V256H68ZM84 255V254H83ZM82 255V256H83ZM96 255V254H95ZM103 255V254H102ZM17 256V255H16ZM81 256V255H80ZM92 256V255H91ZM97 256V255H96ZM105 256V255H104ZM28 257H30V255L28 254V256H26V258L28 259ZM90 257V256H89ZM93 257V256H92ZM101 257H103V256H101ZM185 257V256H184ZM191 257V256H190ZM24 258V257H23ZM25 258V259H26ZM32 257H30L29 259H31ZM39 258V257H38ZM70 258V257H69ZM84 258V257H83ZM88 258V257H87ZM186 258V257H185ZM26 259V260H27ZM28 259V260H29ZM71 259V258H70ZM74 259V258H73ZM111 259V258H110ZM24 261L23 259H22V261H24V263H26L27 261ZM68 260V259H67ZM78 260V259H77ZM80 260V259H79ZM187 260V264H198L197 263V261L194 259V258H192V259H186ZM219 260V259H218ZM239 260V259H238ZM37 261V260H36ZM221 261V260H220ZM237 261V260H236ZM68 262H70V261H68ZM80 262V261H79ZM82 262V261H81ZM88 262V261H87ZM21 263V262H20ZM29 263V261L26 263V264H28ZM33 263H35V260H34V262H32V260H30V263L29 264H33ZM48 263V262H47ZM125 263V262H124ZM238 263V262H237ZM236 263V264H237ZM35 264H37V263H35ZM215 264V263H214ZM259 264V263H258ZM264 264V263H263Z\"/></svg>","mask_w":264,"mask_h":264}]
</instances>
